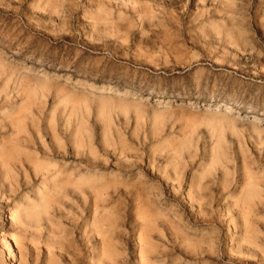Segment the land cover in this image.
Segmentation results:
<instances>
[{"label":"rangeland","instance_id":"obj_1","mask_svg":"<svg viewBox=\"0 0 264 264\" xmlns=\"http://www.w3.org/2000/svg\"><path fill=\"white\" fill-rule=\"evenodd\" d=\"M0 264H264V0H0Z\"/></svg>","mask_w":264,"mask_h":264},{"label":"bare ground","instance_id":"obj_2","mask_svg":"<svg viewBox=\"0 0 264 264\" xmlns=\"http://www.w3.org/2000/svg\"><path fill=\"white\" fill-rule=\"evenodd\" d=\"M226 107H229V106H226ZM258 119V118H257Z\"/></svg>","mask_w":264,"mask_h":264}]
</instances>
